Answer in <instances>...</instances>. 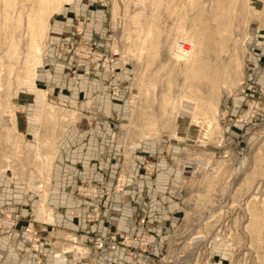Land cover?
<instances>
[{
    "label": "rangeland",
    "instance_id": "obj_1",
    "mask_svg": "<svg viewBox=\"0 0 264 264\" xmlns=\"http://www.w3.org/2000/svg\"><path fill=\"white\" fill-rule=\"evenodd\" d=\"M59 21L63 31L53 25ZM48 39H59L58 55L87 64L117 108L103 114L69 107L44 89L40 109L31 111L24 87L45 65ZM27 111L39 119L42 139L19 136ZM96 119L109 121V142H99L112 148L114 168L103 181L77 182L72 191L96 201L98 219L87 216L92 207L84 214L90 222L132 191L133 230L71 232L61 249L74 248L63 255L94 261L90 236L118 233L121 241L141 232L148 247L138 251L137 264L140 254L151 264H264V0H0V168L43 185L61 135L79 131L82 122L92 130ZM81 185L106 193L80 195ZM155 199L161 210L149 225ZM0 207L18 215L16 232L0 230L16 233L43 263L37 228L19 226L24 216ZM38 209L52 210L46 199ZM26 227L36 231L32 240L18 232ZM152 244L158 248L149 253ZM86 247L90 253L81 257ZM116 249L127 255L126 245Z\"/></svg>",
    "mask_w": 264,
    "mask_h": 264
},
{
    "label": "crops",
    "instance_id": "obj_2",
    "mask_svg": "<svg viewBox=\"0 0 264 264\" xmlns=\"http://www.w3.org/2000/svg\"><path fill=\"white\" fill-rule=\"evenodd\" d=\"M62 24L63 21H59L53 25L63 31L64 25ZM58 40L48 39L49 49L44 54L45 65L39 68L34 81L24 87L27 97L32 96V100L27 103L29 109L31 111L40 109L39 104L42 102V90L44 89L55 91L57 97L69 107L93 108L103 114L117 108L114 99L101 92L103 90L102 81L98 75L91 72L87 64L77 63L73 57L58 55L54 49ZM78 40L83 42L92 40L94 43L101 44V39ZM21 117L22 119L18 121L21 124L19 136L30 135L28 140L37 139L39 119L30 111L21 114ZM4 122L6 121L2 117L1 124ZM84 124L86 123L80 124L83 127L77 132H69L68 129L61 135L56 163L53 165V175L48 181L46 177L43 185L33 180L27 181L29 184L23 183L15 176L9 178L6 170L0 168V203L6 205L12 212H18L24 216L19 219V226L28 223L37 228L36 230L43 239L41 242L44 243V256L41 264H125L128 261V256L118 249L95 254L94 261H78L69 255H63L65 250L74 248L71 244L64 246L63 252L61 249L65 242L64 239L71 232L99 231L101 234H108L114 229L133 230L130 222L131 211L135 208L131 206L133 199L132 201L130 199L134 194L132 191H126L125 199L117 198L112 204L104 206L103 217L97 222H90L84 218V214L96 201L78 197L73 193L72 187L77 182L87 179L94 183L101 182L105 178L103 173L108 172L109 177V173L114 168L112 148L108 143L99 142H109V121L96 119L92 130ZM49 167L50 162L47 172L48 169L50 171ZM11 175L14 174L11 173ZM105 181H110V179ZM41 192L43 195L40 198ZM39 199L43 206L46 199L52 210L45 209V213L41 212L38 209ZM137 203L140 204L139 201ZM160 210L161 206L155 199L148 209L146 224L156 220ZM110 211L113 215L107 216ZM48 220H53V223ZM157 248L158 245L152 244L149 253L156 252ZM39 256V253L31 250L28 243L20 239L16 233L7 235L5 231L0 230V264H37ZM138 264H151L150 257L140 254Z\"/></svg>",
    "mask_w": 264,
    "mask_h": 264
},
{
    "label": "built area",
    "instance_id": "obj_3",
    "mask_svg": "<svg viewBox=\"0 0 264 264\" xmlns=\"http://www.w3.org/2000/svg\"><path fill=\"white\" fill-rule=\"evenodd\" d=\"M185 43L182 42L180 45L183 46ZM78 194L88 196L91 198H101L106 193L102 188L95 186H78L77 187ZM89 218L98 219L99 217V208L98 205H94L91 209V212L87 215ZM17 214L6 213L3 214L2 208L0 207V229H6L9 234L16 232V218ZM142 222V219L140 220ZM142 230V229H141ZM20 236L23 239L32 240L36 231L31 228H23L18 231ZM118 233H112L109 236L104 235H92L88 238L90 242V249L93 250L94 254L105 253L109 250L114 249L118 245H126L128 247L127 255L130 257V262L128 264H137V255L138 251H145L148 247V238L144 235V233L133 234L127 233L122 235L121 241L116 239ZM90 249L86 247L81 252V257H85L90 253Z\"/></svg>",
    "mask_w": 264,
    "mask_h": 264
},
{
    "label": "bare ground",
    "instance_id": "obj_4",
    "mask_svg": "<svg viewBox=\"0 0 264 264\" xmlns=\"http://www.w3.org/2000/svg\"><path fill=\"white\" fill-rule=\"evenodd\" d=\"M40 2H41V3H45L46 0H40ZM57 3H59V2H57ZM44 5H45V4H43V6H44ZM45 7H46V6H45ZM54 7H55V6H54ZM47 10H48V9H47ZM46 18H47V15H46ZM46 18H45V16H44V17L42 18L41 22H39V24H38V26H41V29L44 28V25H43V24H44V21H45ZM45 27H46V26H45ZM39 29H40V28H39ZM39 29H38V30H39ZM45 29H46V28H45ZM43 31H44V29H43ZM37 32L39 33V31H37ZM39 34H40V33H39ZM42 35H43V34H42ZM213 97H214V96H213ZM209 98H210V97H209ZM49 110H50V109H49ZM47 112H48V110H47L45 113H47ZM44 115H45V114H44ZM42 120H43V119H42ZM46 127H47V126H46ZM46 127H45V128H46ZM39 137H41V139L43 138V137L41 136V134H39ZM42 141H43V140H42ZM44 149H47V148H44ZM44 149H43V150H44ZM48 149H49V148H48ZM48 149H47V150H48ZM47 150H46V151H47ZM44 152H45V150H44ZM48 154H49V151H48L47 155H48ZM37 156H38V155H37ZM43 161H44V160H43ZM42 163H43V162H42ZM48 163H49V161L47 162V164H48ZM42 166H43V165H42Z\"/></svg>",
    "mask_w": 264,
    "mask_h": 264
}]
</instances>
